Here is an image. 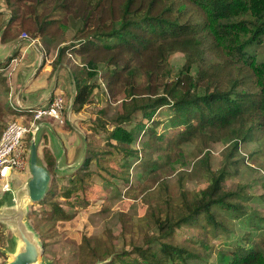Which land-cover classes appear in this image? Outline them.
Returning <instances> with one entry per match:
<instances>
[{
	"label": "trees",
	"instance_id": "1",
	"mask_svg": "<svg viewBox=\"0 0 264 264\" xmlns=\"http://www.w3.org/2000/svg\"><path fill=\"white\" fill-rule=\"evenodd\" d=\"M4 1L9 11L1 34L4 39L21 32L32 37H53L63 32L66 17L80 21L75 31L81 33L70 47L80 56V64L71 69L75 84L79 85L70 105L65 103L63 123L69 125L65 107H72L71 112L75 113L91 103L97 89L91 79L98 72L99 64L106 66L102 78L107 94L115 97L122 93V98L114 114L107 118L110 128H106L109 122L100 118V114L97 113L95 120L104 130L107 143L123 152L124 165H130L129 157H137V150L130 144L142 130V134L156 138L157 143L150 145L157 153L166 155L173 146L179 148L193 143L197 156L204 151L201 161L207 156L206 147L213 142L228 143L224 153L231 155L240 141L252 138L258 131L264 133V53L259 56L254 51L264 40V0ZM67 47H57V60ZM173 58H179L181 65L173 67ZM5 85L6 80L0 74V86ZM164 105L172 111L168 125L174 131L166 141L164 133L155 134L159 120L154 119V114ZM98 112L106 113L104 108ZM2 115L16 117L14 109L0 97V132L4 127ZM90 128L94 135L100 132L93 123ZM86 137L91 141L92 136ZM43 138L47 144V136ZM85 138L81 140L86 143ZM95 151L89 146L83 150L80 144L73 148L71 158L75 160L82 153L93 155ZM86 155L80 163H86ZM44 161L50 172L65 173L54 168L50 151L45 152ZM69 169L63 170L70 172ZM87 174L76 176L71 171L67 180L73 184L62 190L61 196L68 197ZM224 177L222 168L209 170L207 184L202 189L191 194L181 189L175 203H171L169 195L165 196L161 205L148 210L149 225L153 224L156 229L155 238L116 254L106 264H115L116 260L121 264L170 261L185 264L186 259L196 255L171 241L174 231L182 226L202 225V219L215 229L225 227L215 219L219 207L237 211L236 217L246 218L251 228L237 236L230 251L221 254L212 264H264L263 210L249 212L247 205L239 200L245 197V192L238 185H225ZM260 177L263 182V176ZM38 203L50 206L48 217L52 222L68 216L56 199ZM232 231L230 228L227 234L231 235ZM254 235L260 239H254ZM154 242L158 245L156 248ZM87 249L95 256L91 248ZM132 251L137 255L125 259L123 255Z\"/></svg>",
	"mask_w": 264,
	"mask_h": 264
},
{
	"label": "rangeland",
	"instance_id": "2",
	"mask_svg": "<svg viewBox=\"0 0 264 264\" xmlns=\"http://www.w3.org/2000/svg\"><path fill=\"white\" fill-rule=\"evenodd\" d=\"M66 19V26L59 35L38 37V39L45 50H57V47L61 45L68 46L61 57L62 60L67 57L68 67L74 69L75 65L80 64V56H76L75 48L70 47L71 44L76 43L75 37L81 33L75 31L81 23L70 16ZM254 51L259 56L264 53V40ZM173 63V67L181 65L179 58H173ZM105 69L106 66L99 64L98 72L91 79L97 89L91 96L90 104L82 106L79 112L75 113H70L69 107L68 109L65 107L70 128L66 123L55 124L50 117L39 120L48 121L65 131L61 132L65 134L64 147L69 152L74 141L78 145L84 143L86 147L96 149L93 155H83L88 158L86 163H80L82 155L72 161L70 172L62 170L65 173L58 175L50 169L52 174L49 188L41 200H58L68 215L65 219L52 222L48 217L51 212L48 204L41 205L38 201L28 203L24 221L33 229L41 243L40 263L45 261L47 264H106L116 254H123L133 245H145L148 239L155 238L156 234L154 225H149L151 221L148 222V210L157 208L162 204L163 198L168 195L172 198L171 203H175L181 189L189 194L202 189L207 184V171L218 168H222L225 172V185H238L240 190L245 192V197L239 200L247 205L249 212L261 209L263 210L261 216H264L262 197L264 194V133L258 131L252 138L244 142L240 141L231 155H228V152L224 153L228 143L213 142L206 147L207 156L201 161L204 151L197 156L196 145L193 143H186L179 148L173 146L170 152L166 151V155L157 153L150 145L157 143L156 138H149L148 134H142V130L130 144L137 150V157H129L130 165H124L123 152L113 149L107 143L104 130L95 120L98 113L100 118L109 122L107 118L114 114L116 105L122 98V93H117L115 97L107 94L106 83L102 78ZM192 73H195L194 68ZM73 79V76L70 77L71 84L74 83ZM0 96L2 102L7 103L11 108V101L7 95L2 94L1 88ZM66 96V104L68 103L67 106H69L70 95L66 94ZM101 108H104L106 113H99L98 110ZM22 115L27 116V113L22 112ZM171 115L172 111L165 105L154 114V119L159 120L155 127V134L164 133L165 141L174 132L168 125ZM137 117L140 119L139 114ZM15 118L4 115L3 126ZM91 123L95 124L100 131L96 135L93 134V128L92 130L90 128ZM146 124L151 125L150 122ZM105 126L110 128V122ZM42 132L43 129L37 132L36 139L38 155L45 163V152H49L50 147L43 141ZM49 135L59 152L60 145L56 138L52 134ZM30 136L31 132L24 135L26 148L29 146ZM50 136L47 137L51 139ZM84 136H92L91 141L86 137V143L83 142L81 137L84 139ZM40 159L38 158L37 161L40 162ZM63 162L64 160L61 161ZM71 171L75 172L76 176L85 172L89 174L84 177L82 183L77 182L79 186L68 197H63L62 190L73 184L67 180V177L71 176ZM261 175L263 182L259 180ZM28 176L29 168L22 175L13 174L14 185L22 184ZM51 189L53 196L50 195ZM234 199L239 201L237 198ZM218 210L219 214H216L215 219L222 222L225 227L215 229L206 219H202V225L182 226L174 231L171 241L196 255L194 258L186 259L185 264L214 263L221 254L230 251L237 236L250 230L251 226L247 224L246 218L236 217L237 211L233 212V209L225 211L220 207ZM230 228L233 231L231 235H228ZM11 236L13 235L9 227L0 221V264H6L9 260V250L14 245ZM84 239L87 242H84ZM254 239L259 240L260 237L254 235ZM153 245L155 248L158 246L155 242ZM88 247L93 250L95 256L90 254ZM136 255V252L132 251L129 255L123 256L129 259ZM115 264H121V262L116 260ZM167 264H173V262L170 261Z\"/></svg>",
	"mask_w": 264,
	"mask_h": 264
},
{
	"label": "crops",
	"instance_id": "3",
	"mask_svg": "<svg viewBox=\"0 0 264 264\" xmlns=\"http://www.w3.org/2000/svg\"><path fill=\"white\" fill-rule=\"evenodd\" d=\"M8 19L9 11L6 8L5 1L0 0V67L3 68L5 66L6 68L0 70V74L6 80L5 87L0 86V88L2 89V94L7 95L11 101V108L14 109V115L16 116L15 119H22V112L28 114L26 111L28 107L45 104L54 93L62 92L66 99V94H69V99L72 100L77 85L74 79V83L71 84L70 77L72 75L71 68L68 67V58L64 57L62 60V57H60L58 61L56 57L57 50H46V58L43 59L41 49L35 45L28 46L27 42L20 37V34L13 38L4 39L1 34ZM10 56H18L19 58L14 68H7L6 65ZM71 109L72 107L68 109L70 113H72ZM3 117L2 115L1 120ZM53 129L64 147L63 139H65V134L63 132L65 131L56 125L53 126ZM44 135L48 136L45 130L42 136ZM72 143L73 146L70 152L64 147V154L59 166L56 167L54 163V168L63 170L64 168L72 167L71 163L74 159L71 158V154L73 148L78 146L75 141ZM47 145L50 147L54 160H56L57 153L50 139L47 141ZM82 147L84 150L85 144H82ZM62 160H64L63 163H61Z\"/></svg>",
	"mask_w": 264,
	"mask_h": 264
},
{
	"label": "water",
	"instance_id": "4",
	"mask_svg": "<svg viewBox=\"0 0 264 264\" xmlns=\"http://www.w3.org/2000/svg\"><path fill=\"white\" fill-rule=\"evenodd\" d=\"M40 129H43V132L45 130L48 136L52 134L60 145L58 152L50 136V142L57 153L56 167L59 166L64 154L63 144L55 133L53 125L48 121L38 122L31 132L27 147L29 176L22 184L16 186L11 178L7 188L0 190V221L9 227L14 242L13 248L9 250V260L6 264H47L45 261L40 263L41 243L33 229L24 221L28 203L39 201L46 195L51 179L50 171L38 155L36 134ZM38 158L40 162L37 161Z\"/></svg>",
	"mask_w": 264,
	"mask_h": 264
},
{
	"label": "built area",
	"instance_id": "5",
	"mask_svg": "<svg viewBox=\"0 0 264 264\" xmlns=\"http://www.w3.org/2000/svg\"><path fill=\"white\" fill-rule=\"evenodd\" d=\"M20 37L27 42L28 46L35 45L41 49L43 59L46 58V50L38 37H32L26 32H21ZM18 61V56H10L6 63L7 68H14ZM4 68L5 66L0 67V70ZM65 103L66 99L62 93H54L45 104L26 108L27 116L6 123L0 133V190L7 188L13 174L22 175L28 169L24 135L32 132L43 117H50L54 123L62 124L64 122L62 111Z\"/></svg>",
	"mask_w": 264,
	"mask_h": 264
}]
</instances>
